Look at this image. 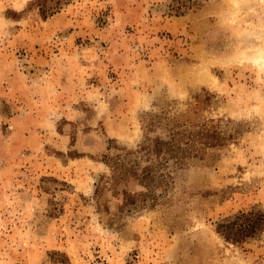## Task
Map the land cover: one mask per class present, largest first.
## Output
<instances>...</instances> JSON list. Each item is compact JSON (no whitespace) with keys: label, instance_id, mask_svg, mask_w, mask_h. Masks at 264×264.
<instances>
[{"label":"rangeland","instance_id":"obj_1","mask_svg":"<svg viewBox=\"0 0 264 264\" xmlns=\"http://www.w3.org/2000/svg\"><path fill=\"white\" fill-rule=\"evenodd\" d=\"M261 214L264 0H0V264H264Z\"/></svg>","mask_w":264,"mask_h":264},{"label":"trees","instance_id":"obj_2","mask_svg":"<svg viewBox=\"0 0 264 264\" xmlns=\"http://www.w3.org/2000/svg\"><path fill=\"white\" fill-rule=\"evenodd\" d=\"M263 218H264V215H259V221L258 223L261 225L262 224V221H263ZM254 232V231H253Z\"/></svg>","mask_w":264,"mask_h":264},{"label":"bare ground","instance_id":"obj_3","mask_svg":"<svg viewBox=\"0 0 264 264\" xmlns=\"http://www.w3.org/2000/svg\"><path fill=\"white\" fill-rule=\"evenodd\" d=\"M249 52V51H248ZM242 53V52H241ZM252 53V52H251ZM252 55V54H251ZM255 54H253V58H254ZM250 58V57H249ZM254 60V59H253ZM256 60V59H255ZM258 60V59H257Z\"/></svg>","mask_w":264,"mask_h":264}]
</instances>
